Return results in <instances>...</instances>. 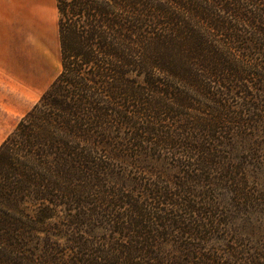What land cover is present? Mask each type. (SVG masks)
<instances>
[{
  "label": "trees",
  "instance_id": "trees-1",
  "mask_svg": "<svg viewBox=\"0 0 264 264\" xmlns=\"http://www.w3.org/2000/svg\"><path fill=\"white\" fill-rule=\"evenodd\" d=\"M56 8L61 70L0 143V264H264L239 156L264 149V0Z\"/></svg>",
  "mask_w": 264,
  "mask_h": 264
},
{
  "label": "rangeland",
  "instance_id": "rangeland-1",
  "mask_svg": "<svg viewBox=\"0 0 264 264\" xmlns=\"http://www.w3.org/2000/svg\"><path fill=\"white\" fill-rule=\"evenodd\" d=\"M57 18L56 0H0V143L61 70ZM239 156L257 165L248 188L264 202V149Z\"/></svg>",
  "mask_w": 264,
  "mask_h": 264
},
{
  "label": "crops",
  "instance_id": "crops-1",
  "mask_svg": "<svg viewBox=\"0 0 264 264\" xmlns=\"http://www.w3.org/2000/svg\"><path fill=\"white\" fill-rule=\"evenodd\" d=\"M59 48H60V46H59ZM2 141H3V140H2ZM2 141H1V142H2Z\"/></svg>",
  "mask_w": 264,
  "mask_h": 264
}]
</instances>
